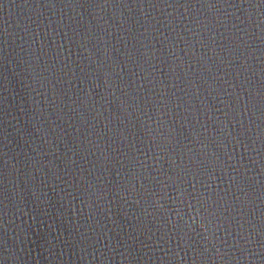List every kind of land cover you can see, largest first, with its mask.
I'll list each match as a JSON object with an SVG mask.
<instances>
[{
    "label": "water",
    "instance_id": "95a60500",
    "mask_svg": "<svg viewBox=\"0 0 264 264\" xmlns=\"http://www.w3.org/2000/svg\"><path fill=\"white\" fill-rule=\"evenodd\" d=\"M0 264H264V0H0Z\"/></svg>",
    "mask_w": 264,
    "mask_h": 264
}]
</instances>
